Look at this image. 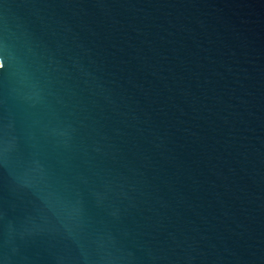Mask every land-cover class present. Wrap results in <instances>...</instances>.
<instances>
[{
	"label": "water",
	"instance_id": "water-1",
	"mask_svg": "<svg viewBox=\"0 0 264 264\" xmlns=\"http://www.w3.org/2000/svg\"><path fill=\"white\" fill-rule=\"evenodd\" d=\"M0 264H264V0H0Z\"/></svg>",
	"mask_w": 264,
	"mask_h": 264
}]
</instances>
